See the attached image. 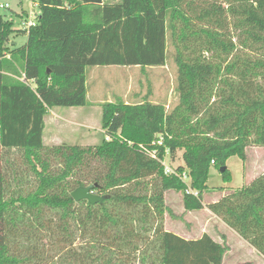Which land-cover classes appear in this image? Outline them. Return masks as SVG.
<instances>
[{"label": "trees", "instance_id": "trees-1", "mask_svg": "<svg viewBox=\"0 0 264 264\" xmlns=\"http://www.w3.org/2000/svg\"><path fill=\"white\" fill-rule=\"evenodd\" d=\"M37 4L29 32L16 28L24 13L0 14V264H223L228 248L209 234L166 230V193L199 212L212 167L264 148V0ZM15 34L27 43L12 47ZM169 44L174 108L118 98L102 105L98 145L44 144L50 110L88 105L87 68L164 67ZM90 185L108 199L75 202ZM208 209L264 257V174Z\"/></svg>", "mask_w": 264, "mask_h": 264}, {"label": "rangeland", "instance_id": "rangeland-1", "mask_svg": "<svg viewBox=\"0 0 264 264\" xmlns=\"http://www.w3.org/2000/svg\"><path fill=\"white\" fill-rule=\"evenodd\" d=\"M32 1L38 3V0H0V5L9 6V9H0V14L10 17L15 13L21 14L22 11L29 12ZM105 1L116 3L121 0ZM36 10H39V8ZM19 27L16 18V28ZM27 40V34H15L11 36L10 43L12 47H19L25 45ZM168 53L169 59L166 66L147 68L143 71L139 67L109 66L94 70H92V67L87 68L89 79L91 77L89 76L90 71L96 70L97 73L92 77L91 82L95 84V88L99 92V95L90 99V103L95 101L99 103L95 105L88 104L86 107L78 109L54 108L51 114L54 115V112L60 111L66 114L47 118L44 144L47 147L58 145L89 147L98 145L103 138V132H101L102 105L107 102H116L118 98L123 96H126V100L129 102L137 103L149 94L151 95V101L165 102L168 110L174 108L178 103V94L176 93L177 66L171 57L174 54L171 44L168 45ZM133 96L136 97L135 100H132ZM91 107L93 109H90ZM73 109L76 111L75 114L72 113ZM67 120L75 122L69 123ZM11 156L15 157V154ZM165 164L175 170L183 164L182 152L179 153L175 161H171L170 157H167ZM226 167L232 175L230 183L224 182L220 169L211 168L207 190L203 195L205 205L203 211H185L181 194L173 191L168 192L166 204L176 217H172L167 213L165 215V228L194 239L202 236L203 233L210 234L216 241L228 248L223 264H264L263 256L208 209V205L219 201L225 192L240 189L264 174V148L251 146L247 149L246 161L233 156L227 160ZM28 181L31 185V180ZM186 182H189V178ZM221 188L225 192L218 191Z\"/></svg>", "mask_w": 264, "mask_h": 264}, {"label": "built area", "instance_id": "built-area-1", "mask_svg": "<svg viewBox=\"0 0 264 264\" xmlns=\"http://www.w3.org/2000/svg\"><path fill=\"white\" fill-rule=\"evenodd\" d=\"M32 2L33 3L31 4L30 11L29 12L26 11L23 18L21 19L20 28L24 32H29L31 28L36 27L37 23H38V18L40 16V11L36 10L38 8V4L35 1H32ZM0 9L1 10L9 9V6L8 5H0ZM19 79H20V81H22L26 85H30L31 87L35 86L34 81L28 80L24 73L21 74V77ZM164 165H165V173L166 174H168V175L174 174V170H172L171 168L166 166L165 162H164ZM187 178L188 177L186 174H184L182 176V179L185 182H186Z\"/></svg>", "mask_w": 264, "mask_h": 264}, {"label": "crops", "instance_id": "crops-1", "mask_svg": "<svg viewBox=\"0 0 264 264\" xmlns=\"http://www.w3.org/2000/svg\"><path fill=\"white\" fill-rule=\"evenodd\" d=\"M25 12L26 11H22V13H24L25 14ZM13 46H14V44H13ZM98 68H100V67H92V70H94V69H98ZM91 73H89V76H91L90 77V79L88 78V73H87V71H86V87H87V99H88V104H93V105H95V104H98L99 102H94V103H90V99L92 98V97H95V96H97V95H99V92H98V90H96V88H95V84L93 83V82H91V80L93 79L92 77L94 76V75H96V70L95 71H90ZM121 99H123L125 102H129L128 100H126V96H123ZM136 99V97L135 96H133V99L132 100H135ZM152 102H154V103H158V102H156V101H152ZM165 103V102H164ZM94 108H96V107H94ZM78 109V108H77ZM90 109H93V107H91ZM53 112V109L52 110H50V114H48L46 117H45V125H47V118L50 116L51 118L52 117H54V116H56V115H60V114H66L65 112H63V111H60V112H54V115L53 114H51ZM74 112H76V111H74V109H73V111H72V113H74ZM75 114V113H74ZM86 119V118H85ZM72 120H74V119H72ZM67 121H69V123H72V122H75V121H70V120H67ZM45 130H46V128H45ZM101 132H103L102 130H101ZM104 133V132H103ZM168 195V192L166 193V196ZM167 205V204H166ZM205 206V205H204ZM203 211V210H202ZM167 231H170V230H167ZM170 232H173V233H175L176 235H178V236H180V237H182V238H185V239H187V240H190V239H194V238H190V237H188V236H185L184 234H181V233H179V232H175V231H170ZM204 234V233H203ZM202 234V235H203ZM208 234V233H207ZM210 235V234H209ZM211 236V235H210ZM201 237V236H200ZM200 237H198V238H200ZM212 237V236H211ZM198 238H196V239H198ZM213 238V237H212ZM214 239V238H213ZM215 241H216V239H214ZM218 242V241H217Z\"/></svg>", "mask_w": 264, "mask_h": 264}, {"label": "water", "instance_id": "water-1", "mask_svg": "<svg viewBox=\"0 0 264 264\" xmlns=\"http://www.w3.org/2000/svg\"><path fill=\"white\" fill-rule=\"evenodd\" d=\"M227 170V167L221 168V173H224ZM96 185H90L86 187H80L72 192V198L75 202L87 201L90 204L103 203L108 199L107 196H100L95 193Z\"/></svg>", "mask_w": 264, "mask_h": 264}]
</instances>
